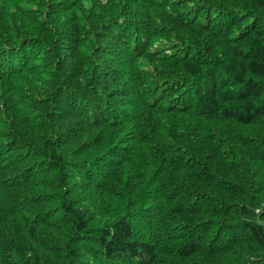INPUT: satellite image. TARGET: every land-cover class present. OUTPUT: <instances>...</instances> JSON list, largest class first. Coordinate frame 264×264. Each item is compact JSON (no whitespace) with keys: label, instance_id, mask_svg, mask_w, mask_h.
I'll use <instances>...</instances> for the list:
<instances>
[{"label":"trees","instance_id":"trees-1","mask_svg":"<svg viewBox=\"0 0 264 264\" xmlns=\"http://www.w3.org/2000/svg\"><path fill=\"white\" fill-rule=\"evenodd\" d=\"M0 264H264V0H0Z\"/></svg>","mask_w":264,"mask_h":264},{"label":"bare ground","instance_id":"bare-ground-1","mask_svg":"<svg viewBox=\"0 0 264 264\" xmlns=\"http://www.w3.org/2000/svg\"><path fill=\"white\" fill-rule=\"evenodd\" d=\"M125 208H126V207H125ZM127 208H128V207H127ZM122 211H123V210H122ZM122 211H121V212H122ZM123 213H124V211H123ZM130 213H131V210H130ZM130 213H129V214H130ZM121 214H122V213H121ZM125 215H126V214H125ZM134 215H135V214H134ZM138 216H139V215H138ZM124 218H126V217H124ZM142 219H143V218H142ZM134 220H136V219H134ZM143 220H144V219H143ZM125 221H127V220H125ZM138 221H139V220H138ZM138 221H137V222H138ZM134 222H135V221H134ZM137 222H136V223H137ZM138 223H139V222H138ZM143 224H144V222H143ZM143 224H142V226H143ZM127 225H128V224H127ZM130 225H131V224H130ZM133 225H135V224H133ZM137 225H138V224H137ZM136 227H137V226H136ZM132 234H133V233H132ZM132 238H134V237H132Z\"/></svg>","mask_w":264,"mask_h":264}]
</instances>
